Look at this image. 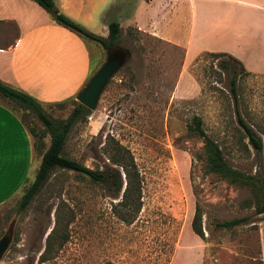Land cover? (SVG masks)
<instances>
[{"label": "rangeland", "instance_id": "rangeland-1", "mask_svg": "<svg viewBox=\"0 0 264 264\" xmlns=\"http://www.w3.org/2000/svg\"><path fill=\"white\" fill-rule=\"evenodd\" d=\"M94 46L89 48L95 61ZM112 48L126 51L127 59L108 78L94 109L71 128L62 154L104 170L117 167L109 160L112 149L126 151L139 179V211L132 222L121 221L113 208L119 197L113 198L110 188L59 168L17 211L47 135L32 113L0 97L21 124L41 134V145L32 147L22 124L28 150L19 186L0 204V236L13 222L0 264H264V211L257 213L254 206L260 194L204 172L202 139L187 128L197 116L230 167L264 179V74L240 71L229 61L236 68L232 76L217 59L199 54L184 63L181 46L129 27L119 31ZM108 50L100 47L86 81ZM75 95L42 108L64 118ZM236 113L259 135L261 152L248 143ZM195 207L202 238L190 228ZM240 217L246 220L231 228L215 226Z\"/></svg>", "mask_w": 264, "mask_h": 264}, {"label": "crops", "instance_id": "crops-1", "mask_svg": "<svg viewBox=\"0 0 264 264\" xmlns=\"http://www.w3.org/2000/svg\"><path fill=\"white\" fill-rule=\"evenodd\" d=\"M54 6L103 37L116 22L120 30L181 46L184 63L202 52H224L244 71L264 74V0H57ZM90 45L33 0H0V80L41 104L70 98L83 86L101 54L95 43L94 61ZM27 136L0 103V204L21 182Z\"/></svg>", "mask_w": 264, "mask_h": 264}, {"label": "trees", "instance_id": "trees-1", "mask_svg": "<svg viewBox=\"0 0 264 264\" xmlns=\"http://www.w3.org/2000/svg\"><path fill=\"white\" fill-rule=\"evenodd\" d=\"M36 2L57 24L77 33L78 35L91 40L98 44L102 49H111L115 44L119 34V26L116 22H109L107 25L108 32L105 37L96 35L75 21L69 19L59 12L53 4L52 0H33ZM199 55L208 56L212 59H217L220 68L228 70L233 76L236 73L235 66L229 63H235L238 70L243 71L239 61L231 55L224 52H202ZM246 72V71H245ZM248 73V72H246ZM230 93L233 98L236 97L235 82L230 80ZM0 97L12 101L19 109L27 110L32 113L41 125L42 134L47 135V145L40 154L38 166L34 172L32 180L24 187L22 193L16 202V210L23 211L35 195L39 192L42 186L47 182L51 172L55 168L73 171L79 174L86 175L92 182L105 184L111 189L113 198L119 197V200L113 205L116 216L125 223H130L135 218L140 208V184L137 172L130 156H125V152L120 147L112 149L109 155L111 164L117 167H107L104 170L97 168H89L80 162L69 158L62 154V150L71 128L79 121L84 120L89 110L73 100V106L64 118H53L47 114L41 103L28 93L14 88L0 80ZM58 102L55 104H61ZM52 104L50 103L49 106ZM236 120L240 128L244 132L248 143L259 153L262 150V142L257 132L247 125L236 113ZM26 128L28 134L32 138V147L41 145V134H38L31 128ZM187 128L202 139L201 146V163L204 172L217 175L230 183L244 185L255 191L256 195L260 194V199L256 198L254 206L257 213L264 211V179H258L254 176L244 174L230 167L223 159L220 149L217 144L210 139L201 127V121L197 116L192 117V124H188ZM121 172L123 178H121ZM246 218H233L227 221L218 222L215 226L220 228H231L243 221ZM192 232L199 238L203 237V232L200 226L199 209L195 207L194 213L190 221ZM49 236V235H48ZM46 237L49 238V237Z\"/></svg>", "mask_w": 264, "mask_h": 264}, {"label": "water", "instance_id": "water-1", "mask_svg": "<svg viewBox=\"0 0 264 264\" xmlns=\"http://www.w3.org/2000/svg\"><path fill=\"white\" fill-rule=\"evenodd\" d=\"M127 56L126 51L118 48H111L106 51L104 61L77 91L75 95L76 101L88 110H93L97 98L108 78H110V76L123 65ZM12 229L13 222L11 221L6 230L0 236V258L11 241Z\"/></svg>", "mask_w": 264, "mask_h": 264}]
</instances>
